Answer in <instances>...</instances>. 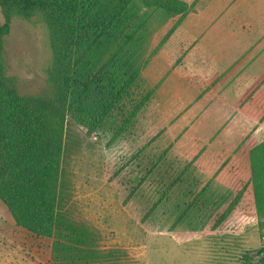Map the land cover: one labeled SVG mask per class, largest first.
Returning <instances> with one entry per match:
<instances>
[{"label": "trees", "instance_id": "obj_1", "mask_svg": "<svg viewBox=\"0 0 264 264\" xmlns=\"http://www.w3.org/2000/svg\"><path fill=\"white\" fill-rule=\"evenodd\" d=\"M141 8L164 21L141 66L125 74L114 58L141 39ZM0 12V201L16 226L52 240L50 264H131L119 250H99L95 233L69 216L63 162L72 143L67 118L91 134L139 75L150 89L107 145L157 94L171 145L187 167L234 192L210 230L248 195L261 233L264 143L250 132H264V0H0ZM33 18L44 26L51 53L47 89L20 94L6 74L4 41L13 19ZM114 45L119 49L98 73L81 66ZM253 257L243 255L242 263L264 264V245Z\"/></svg>", "mask_w": 264, "mask_h": 264}, {"label": "rangeland", "instance_id": "obj_2", "mask_svg": "<svg viewBox=\"0 0 264 264\" xmlns=\"http://www.w3.org/2000/svg\"><path fill=\"white\" fill-rule=\"evenodd\" d=\"M144 11L138 12L145 20L137 46L125 48L114 58L125 74L141 66L152 36L164 21L155 12ZM2 21L0 12V24ZM118 49L111 46L102 55L85 59L81 66L92 71L90 75L98 73ZM50 56L46 30L37 19L11 21L3 58L6 74L20 94L46 91ZM149 89L139 75L91 134L67 118V138L72 143L67 145L63 162L67 183L64 207L74 221L95 233L99 250H119L131 264H244L243 255L254 258L264 245V229L261 233L257 229L251 199L245 195L232 215L217 230H210L234 192L199 169L187 167V161L171 145L157 95L153 94L107 145L131 107ZM245 127L252 129L242 124ZM250 134L264 143L259 128ZM160 197V204L142 220ZM183 211L185 215L172 229ZM51 241L16 226L0 201V264H50Z\"/></svg>", "mask_w": 264, "mask_h": 264}, {"label": "crops", "instance_id": "obj_3", "mask_svg": "<svg viewBox=\"0 0 264 264\" xmlns=\"http://www.w3.org/2000/svg\"><path fill=\"white\" fill-rule=\"evenodd\" d=\"M185 2H187V3H193L194 1H196V0H184ZM198 2H203V3H206L207 1H209V0H197ZM197 3V2H196ZM196 8V7H195ZM196 10V12H198V8L197 9H195ZM153 37V36H152ZM152 39V38H151ZM151 42V41H150ZM148 48H149V46H148ZM148 50V49H147ZM143 77V76H142ZM143 79H144V77H143ZM145 80V79H144ZM146 81V80H145ZM146 83L149 85V83L146 81ZM149 87H150V85H149ZM155 95H157V94H155ZM157 97H158V95H157ZM159 99V98H158ZM160 110V109H159ZM165 130L167 131V129L165 128Z\"/></svg>", "mask_w": 264, "mask_h": 264}]
</instances>
